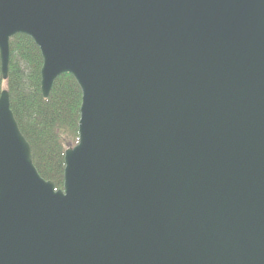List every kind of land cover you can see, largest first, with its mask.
Wrapping results in <instances>:
<instances>
[{
	"label": "water",
	"instance_id": "95a60500",
	"mask_svg": "<svg viewBox=\"0 0 264 264\" xmlns=\"http://www.w3.org/2000/svg\"><path fill=\"white\" fill-rule=\"evenodd\" d=\"M71 74L79 141L57 189L0 96V264H264V0H0Z\"/></svg>",
	"mask_w": 264,
	"mask_h": 264
},
{
	"label": "trees",
	"instance_id": "16d2710c",
	"mask_svg": "<svg viewBox=\"0 0 264 264\" xmlns=\"http://www.w3.org/2000/svg\"><path fill=\"white\" fill-rule=\"evenodd\" d=\"M8 81H4L0 55V96L7 89L11 109L32 148L36 169L57 189L65 183V152L79 141L83 94L71 74L57 79L49 98L41 90L43 57L28 36L12 38Z\"/></svg>",
	"mask_w": 264,
	"mask_h": 264
}]
</instances>
